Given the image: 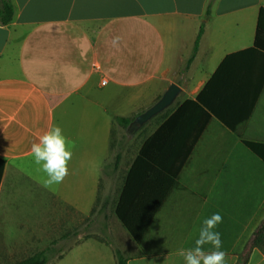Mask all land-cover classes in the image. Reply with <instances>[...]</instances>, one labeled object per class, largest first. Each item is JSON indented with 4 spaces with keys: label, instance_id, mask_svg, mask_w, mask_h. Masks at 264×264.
Instances as JSON below:
<instances>
[{
    "label": "crops",
    "instance_id": "0c3cea01",
    "mask_svg": "<svg viewBox=\"0 0 264 264\" xmlns=\"http://www.w3.org/2000/svg\"><path fill=\"white\" fill-rule=\"evenodd\" d=\"M11 1L14 20L0 24V243L19 256L13 264L68 243L93 216L105 179L116 189L102 203L128 264H184L178 250L214 213L227 264H237L264 220V53L254 49L264 0ZM172 84L181 88L174 105L131 138L133 154L113 173L114 119ZM53 125L73 157L63 183L48 189L30 149ZM126 182L128 219H151L139 242L115 215ZM73 236L49 264L81 255L89 241ZM248 264H264V251Z\"/></svg>",
    "mask_w": 264,
    "mask_h": 264
},
{
    "label": "clouds",
    "instance_id": "9594fccd",
    "mask_svg": "<svg viewBox=\"0 0 264 264\" xmlns=\"http://www.w3.org/2000/svg\"><path fill=\"white\" fill-rule=\"evenodd\" d=\"M30 151L38 166L37 171L45 174L41 180L43 187L51 189L63 183L70 174L73 151L60 126L53 125L44 131L38 141L32 143ZM222 220L219 213H214L202 221L193 245L178 250L184 264H227V253L221 250V235L215 231ZM206 245L210 246L209 250L205 249Z\"/></svg>",
    "mask_w": 264,
    "mask_h": 264
},
{
    "label": "trees",
    "instance_id": "16d2710c",
    "mask_svg": "<svg viewBox=\"0 0 264 264\" xmlns=\"http://www.w3.org/2000/svg\"><path fill=\"white\" fill-rule=\"evenodd\" d=\"M15 16V8L12 4L11 0H0V24L3 26H8L11 24L14 20ZM210 16V6L207 11V18ZM206 20V19H205ZM206 28V23L203 22L199 28L196 40L194 42L190 58L187 62V68L190 67L192 62L194 61L198 51L201 39L204 35ZM255 50L263 52L264 53V9L260 12L258 27H257V34H256V42H255ZM162 95L157 97V99L148 107L138 111L137 113L128 116V117H117L114 119L115 125H117L120 130H123L124 132L127 131L129 125L138 117L140 114L144 113L147 109L152 107L154 104H156L160 99ZM128 137L126 135L123 136L122 140L127 139ZM248 148L259 158L263 159V156L261 152H259L257 145L247 144ZM121 162V154H117L112 161L108 164V169H111L113 173H116L119 169ZM126 190L128 191V182H126L124 191L120 197L119 203L117 205L115 215L119 222L122 224V226L130 233V235L133 237L135 242H139L142 235L144 234L145 230L147 229L151 219H147L146 221H139L136 222L133 219H128V206H125L126 202ZM108 201L104 200L103 203L100 206L99 213L106 214L108 209ZM98 205V204H97ZM95 210L93 211L94 214ZM107 219V216L104 218ZM107 244L111 245L110 242H107ZM261 249L264 251V220L257 229V231L253 234L251 239L248 241L244 251L239 256V260L237 264H248L252 251L254 249ZM54 249L49 248L46 251H43L41 253H38L34 255L31 258H28L26 260L20 261L16 264H49L50 261L54 258ZM115 258L117 260V264H128L127 259L122 255V253L115 249Z\"/></svg>",
    "mask_w": 264,
    "mask_h": 264
},
{
    "label": "rangeland",
    "instance_id": "374dc122",
    "mask_svg": "<svg viewBox=\"0 0 264 264\" xmlns=\"http://www.w3.org/2000/svg\"><path fill=\"white\" fill-rule=\"evenodd\" d=\"M126 132L123 130H116L113 134V141L111 145V153L109 160L112 161L117 154L125 156V159L131 157L134 152V146L131 144L133 139H123ZM116 187L111 184L109 180L105 179L102 186L101 201L97 205L93 216L87 220L86 224L82 223L81 228L73 229L70 233V241L65 245H59L55 253V258L61 256L62 252L69 246H74L78 242L79 236L74 237L73 234H81L82 240H88V245L82 250L81 255L78 253H72V260L68 264H117L115 260V249H119L117 243L113 237V232L118 231L119 225L114 218L112 212L108 210L106 212L107 219L105 220L103 214L99 213V209L102 203V199L106 195L112 194ZM2 210L0 207V226L2 220ZM113 231V232H112ZM10 232H16V229L11 228ZM91 241V242H90ZM99 242V243H94ZM110 242L111 245L107 244ZM3 245L0 243V264H13L19 260V256H13L8 251L2 250ZM61 249V250H60ZM30 253H22L21 256H29ZM56 261V260H54Z\"/></svg>",
    "mask_w": 264,
    "mask_h": 264
},
{
    "label": "water",
    "instance_id": "95a60500",
    "mask_svg": "<svg viewBox=\"0 0 264 264\" xmlns=\"http://www.w3.org/2000/svg\"><path fill=\"white\" fill-rule=\"evenodd\" d=\"M180 94L181 88L178 85H170L156 104L136 117L129 125L126 136L133 138L148 122L172 107Z\"/></svg>",
    "mask_w": 264,
    "mask_h": 264
}]
</instances>
